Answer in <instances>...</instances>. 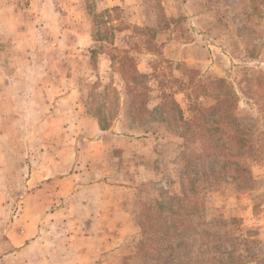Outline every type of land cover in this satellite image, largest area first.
Segmentation results:
<instances>
[{
    "label": "rangeland",
    "instance_id": "obj_1",
    "mask_svg": "<svg viewBox=\"0 0 264 264\" xmlns=\"http://www.w3.org/2000/svg\"><path fill=\"white\" fill-rule=\"evenodd\" d=\"M126 55L149 77L148 109L167 93L190 117L173 80L191 70L226 79L235 114L256 120L247 82L264 76V0H0V264H41L34 241L86 233L118 252L112 264H264V163L245 162L253 183L240 190L211 178L215 150L193 133L132 124L143 97L124 78ZM104 180L127 223L52 217L89 207L88 187ZM161 196L187 201L161 210Z\"/></svg>",
    "mask_w": 264,
    "mask_h": 264
},
{
    "label": "trees",
    "instance_id": "obj_2",
    "mask_svg": "<svg viewBox=\"0 0 264 264\" xmlns=\"http://www.w3.org/2000/svg\"><path fill=\"white\" fill-rule=\"evenodd\" d=\"M121 70L124 78L133 86V97H143L140 107L135 108L130 103L128 114L132 124L164 122L171 128L182 129L183 133H193L207 149L215 150L209 166L212 179L217 176L222 180L231 179L240 190L252 186L253 181L245 162L253 160L264 163V76L253 77L247 82V91L261 104L259 117L248 120L235 114L240 95L226 79L205 83L196 79L192 75L193 71L187 70L185 80H173L180 88L186 89L187 111L191 113L190 117H186V110L176 101L174 95L167 93L162 94L160 103L154 109L147 108L151 93L149 77L140 73L134 60L127 55ZM201 98H212L215 103L204 107L201 105ZM104 123L105 120L100 121L103 130ZM218 164L221 168H217ZM178 201H187V197L161 196L154 203L163 210L167 204L172 205Z\"/></svg>",
    "mask_w": 264,
    "mask_h": 264
},
{
    "label": "crops",
    "instance_id": "obj_3",
    "mask_svg": "<svg viewBox=\"0 0 264 264\" xmlns=\"http://www.w3.org/2000/svg\"><path fill=\"white\" fill-rule=\"evenodd\" d=\"M99 143H101V141H97L96 145L99 146ZM88 188L95 194L98 193L97 196L94 197V200L90 198L88 201L85 200L86 202L81 201V205L88 204L89 207L82 206L78 213L76 212V208L66 205L62 208V211L58 210L52 217L57 218L60 215H64L66 219V223L65 220L64 223L70 225L125 224L127 221L121 220L122 218H132L131 213L118 210L120 209L119 206L121 201H114L112 194L110 195L113 191L117 192L116 187L107 185V182L104 180L101 183L90 185ZM118 190H120V188ZM126 191L131 193L130 188H127ZM133 202L134 200L131 198L128 200V204ZM93 205L96 207H93ZM67 238L68 239L64 240V244H56L54 240H45V238H41L40 241H34L33 244L40 245L42 251L41 264H112V258L110 259V257L118 253L114 252L111 246L108 248L105 243H101L98 246L95 244L93 245L92 241L96 239V236L94 237V235L90 233L83 234L80 238L73 235ZM27 247L26 249H28ZM15 253L17 252H14V254ZM28 259L32 262V256L28 255Z\"/></svg>",
    "mask_w": 264,
    "mask_h": 264
}]
</instances>
